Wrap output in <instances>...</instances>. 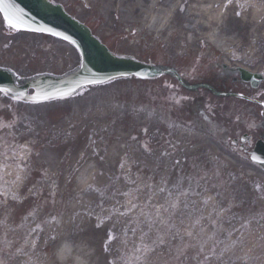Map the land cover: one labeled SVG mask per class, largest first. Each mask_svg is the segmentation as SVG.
Listing matches in <instances>:
<instances>
[{"label": "rangeland", "instance_id": "1", "mask_svg": "<svg viewBox=\"0 0 264 264\" xmlns=\"http://www.w3.org/2000/svg\"><path fill=\"white\" fill-rule=\"evenodd\" d=\"M53 1L118 54L174 69L186 64L199 69L200 59L218 54L200 31L189 42L184 12L195 5L189 0H178L174 28L152 34L145 29L147 24H139L138 11L128 17V9H123L124 16L120 9L118 17L107 18L93 0ZM200 3V7L208 5L204 0ZM251 11L259 12L257 22ZM214 12L223 16L224 37L236 38L227 53L236 52V65L247 67L257 56L255 45H264V0H218ZM0 65L20 77L60 75L79 65V56L58 40L7 31L0 16ZM165 87V79L122 80L85 89L69 100L0 110V116L8 115L9 124L16 123L0 131V136L4 132L0 142H5L0 157L7 154L11 158L0 169V188L4 189L0 192V239L8 237L11 242L9 248H0L2 261L9 255L5 264H73V260L140 264L137 257L142 260L143 255L135 251L140 229L135 235L131 231L137 226L134 218L143 221L141 210L153 211V205L170 206L175 194L169 197L168 190L180 176L185 177L181 190L187 195L175 200L180 208L175 223L183 229L180 220L184 219L194 225V237L207 240L214 231L211 221L220 209H227L221 213L225 222L218 223V238L223 243L216 246L219 254L227 245L223 264H264V180L260 172L187 127L189 115L172 106ZM47 153L52 157L50 166L43 157ZM89 161V177L78 188L75 174ZM190 176L194 177L191 181ZM160 187L165 192L160 193ZM185 202L195 209L191 217L183 209ZM132 204L138 206L133 209ZM126 209H130L128 214L121 215ZM140 228L148 230L144 224ZM109 230L114 239L105 251ZM216 238L207 240L205 252ZM64 245L70 252L57 260L54 252L58 254ZM194 251L189 249L188 255ZM168 258L167 248H157L149 264H165Z\"/></svg>", "mask_w": 264, "mask_h": 264}, {"label": "water", "instance_id": "2", "mask_svg": "<svg viewBox=\"0 0 264 264\" xmlns=\"http://www.w3.org/2000/svg\"><path fill=\"white\" fill-rule=\"evenodd\" d=\"M0 12L18 25V29L44 32L72 44L79 52L82 64L74 74L65 78L42 77L32 82L35 95L29 99L40 101L67 97L82 86L103 83L117 77L134 75L140 79L153 78L160 73L150 66L127 58H117L94 38L83 25L70 18L60 6L46 0H0ZM6 23L9 25L8 20ZM241 78L253 77L241 71ZM0 89L14 98H26V87L16 88L8 72L0 70Z\"/></svg>", "mask_w": 264, "mask_h": 264}, {"label": "flooded vegetation", "instance_id": "3", "mask_svg": "<svg viewBox=\"0 0 264 264\" xmlns=\"http://www.w3.org/2000/svg\"><path fill=\"white\" fill-rule=\"evenodd\" d=\"M259 62L262 80L255 88L238 82L232 77L231 70L212 60H205L199 69L184 68L182 77L186 93L182 108L190 117L191 128L207 132L219 141L223 136L233 135L237 142L231 148L247 160L257 146L264 150V56ZM171 90L176 92L174 87ZM215 93L229 96H215ZM236 93L241 94L244 102L239 110L246 114V125L242 123L238 127L233 126V121L237 119L238 99L232 94ZM220 116L226 117L220 120ZM218 128H222L221 133L216 132ZM227 129L229 134H226Z\"/></svg>", "mask_w": 264, "mask_h": 264}, {"label": "snow or ice", "instance_id": "4", "mask_svg": "<svg viewBox=\"0 0 264 264\" xmlns=\"http://www.w3.org/2000/svg\"><path fill=\"white\" fill-rule=\"evenodd\" d=\"M237 15H239V13H237ZM5 19L8 20L10 28L19 30L17 23H15L12 19H9L8 16H5ZM59 98L62 99L64 98V96L61 95ZM45 99H47V97H45ZM176 163L179 164V161L177 160ZM121 167H123V164H121ZM205 176H207V173H205L204 176H201L200 179H204ZM184 179L185 177L183 176H180L178 178L177 182L172 186V189L168 190L169 197H173V195L175 194V200H178L180 196L187 195V191L181 190L182 182ZM188 179L191 181L192 179H194V177L190 176L188 177ZM162 183L166 184L167 180L164 179ZM147 187L151 192L152 186L148 185ZM197 187H201V185L197 184ZM158 191L160 193H163L165 192V188L160 187ZM115 194L116 193H113V195ZM154 194L155 193H153V195ZM150 199L151 196H149V200ZM175 200L171 203L170 206H165L162 204L159 207H156L153 205L151 206L152 209H154L153 211H144L142 209L140 215L144 217L143 221L139 220V216L134 218V222L137 226L131 229L133 235H135L137 230L140 229L139 243L136 244L135 251L143 255L142 260L139 256L137 257V260L140 262V264H149V257L152 252L156 251L157 248H167L169 258L165 260V264H188L189 261H191L192 264H213V261L217 262V264H223V255L224 251H227V245L225 246V249L222 250L219 254H217L216 252V246L223 243V241L218 238V223L222 224L223 222H225L224 220H221V213L227 211V209H220V211L216 214V219H213L211 221V225L214 231L212 235L207 238V240H212L213 236H216L217 238L215 239L211 248H209L208 252H205V244L207 243V240L203 238L197 239L193 236V231L191 230V228L194 227V225L190 226L185 223L184 219H181L180 223L184 225L183 229H181L175 223L177 212L180 211V208ZM205 203H207V201H205ZM137 206V204H132L131 207L135 209ZM183 209L185 212H187V215L189 217H191L193 211L195 210L194 208H191L187 202L183 204ZM128 211H130V209H126L120 214L127 215ZM181 215H183V213H181ZM234 218L235 217L228 218L227 222L231 223V219ZM131 222L132 221H130V223ZM141 224L146 225L148 230L144 231L142 228H140ZM97 226L99 227L100 225L98 224ZM234 230L235 229H233V231ZM202 231L203 229H201V232ZM125 232H127V229H125ZM150 233L152 234L151 238ZM30 234L31 233H29V235ZM228 235L231 236V232H229ZM186 238L195 239L196 242L193 244L189 239ZM113 239L114 237L112 235V232L111 230H109L108 240L105 242V251H108L107 245ZM173 241H175L176 243L173 244ZM25 243H27V240H25ZM34 246L35 242H33V247ZM189 249H195L191 256L188 255ZM0 264H3V262L0 261ZM109 264H111V262H109Z\"/></svg>", "mask_w": 264, "mask_h": 264}, {"label": "bare ground", "instance_id": "5", "mask_svg": "<svg viewBox=\"0 0 264 264\" xmlns=\"http://www.w3.org/2000/svg\"><path fill=\"white\" fill-rule=\"evenodd\" d=\"M200 1L189 0V2L195 5L191 7L187 6L184 12V22L187 25V30L191 33L189 42L192 43L191 40L200 31L202 32L201 36L207 40L209 45L216 50L226 51L229 45H235L237 42L235 37L228 39L224 37L225 31L222 29L224 24L223 16L214 12L218 0H204L208 2V5L201 7L199 5L203 3H200ZM92 2L99 8L100 13L107 18L110 15L118 17L120 9L121 14L124 16L123 9L127 8L129 11L128 17H131L133 13L138 11L139 17L137 18H140L139 24H147L151 34L165 32L168 29L174 28L172 27V23L175 16H178V8L180 7L178 0H93ZM212 8H214L213 11H211ZM224 9L226 8L223 7ZM258 13L257 11L252 12L254 18H256V22L260 17ZM43 157L50 166L52 163L51 155L47 153ZM87 171L89 169L84 168L77 177L81 186L86 182L85 177ZM68 252H70L68 246H61L57 254V259H63ZM74 264L80 263L75 262Z\"/></svg>", "mask_w": 264, "mask_h": 264}]
</instances>
